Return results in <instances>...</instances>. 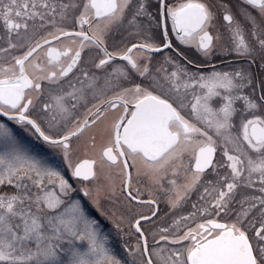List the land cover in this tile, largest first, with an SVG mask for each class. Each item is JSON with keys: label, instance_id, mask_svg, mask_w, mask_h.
Listing matches in <instances>:
<instances>
[{"label": "snow or ice", "instance_id": "obj_1", "mask_svg": "<svg viewBox=\"0 0 264 264\" xmlns=\"http://www.w3.org/2000/svg\"><path fill=\"white\" fill-rule=\"evenodd\" d=\"M0 264H264V0H0Z\"/></svg>", "mask_w": 264, "mask_h": 264}, {"label": "flooded vegetation", "instance_id": "obj_2", "mask_svg": "<svg viewBox=\"0 0 264 264\" xmlns=\"http://www.w3.org/2000/svg\"><path fill=\"white\" fill-rule=\"evenodd\" d=\"M80 155H82V154H78V156H80ZM83 158L87 159V158H89V157L84 156ZM142 186H143V185H142ZM161 205L163 206V203H161ZM145 212H146V214H147V210H146V209H145Z\"/></svg>", "mask_w": 264, "mask_h": 264}, {"label": "rangeland", "instance_id": "obj_3", "mask_svg": "<svg viewBox=\"0 0 264 264\" xmlns=\"http://www.w3.org/2000/svg\"><path fill=\"white\" fill-rule=\"evenodd\" d=\"M161 207L163 208V207H164V205H163V206L161 205Z\"/></svg>", "mask_w": 264, "mask_h": 264}]
</instances>
